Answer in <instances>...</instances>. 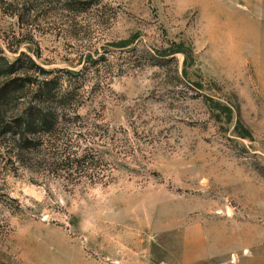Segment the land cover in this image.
<instances>
[{
	"label": "rangeland",
	"instance_id": "obj_1",
	"mask_svg": "<svg viewBox=\"0 0 264 264\" xmlns=\"http://www.w3.org/2000/svg\"><path fill=\"white\" fill-rule=\"evenodd\" d=\"M243 4L0 0V56L85 68L72 129H100L80 139L93 182L0 178V264H180L199 237L264 264V90L246 60L263 34Z\"/></svg>",
	"mask_w": 264,
	"mask_h": 264
},
{
	"label": "trees",
	"instance_id": "obj_2",
	"mask_svg": "<svg viewBox=\"0 0 264 264\" xmlns=\"http://www.w3.org/2000/svg\"><path fill=\"white\" fill-rule=\"evenodd\" d=\"M84 73L44 71L24 53L13 62L0 56V178L24 170L68 191L99 178L97 152L80 147L81 137L93 140L99 126L83 135L72 129L88 125L78 114Z\"/></svg>",
	"mask_w": 264,
	"mask_h": 264
},
{
	"label": "crops",
	"instance_id": "obj_3",
	"mask_svg": "<svg viewBox=\"0 0 264 264\" xmlns=\"http://www.w3.org/2000/svg\"><path fill=\"white\" fill-rule=\"evenodd\" d=\"M243 8L247 11L253 10L258 15L259 27L263 36L259 39V42L255 43L252 50L246 53L247 61H252L256 73L259 74V80L264 90V0H243ZM256 26H254L255 29ZM205 240L199 237L196 240L195 249L184 250L181 253L180 264H255L256 260L255 252L248 249L247 253L245 248L240 252H224V248L212 246L205 247ZM247 254V255H246ZM232 257V258H231ZM233 260L231 263L230 260Z\"/></svg>",
	"mask_w": 264,
	"mask_h": 264
}]
</instances>
